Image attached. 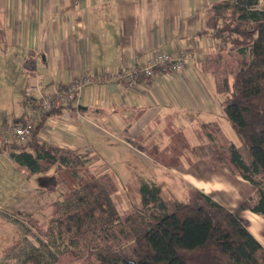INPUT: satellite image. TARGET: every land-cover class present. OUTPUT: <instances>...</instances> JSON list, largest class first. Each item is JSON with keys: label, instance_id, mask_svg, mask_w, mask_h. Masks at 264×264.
<instances>
[{"label": "crops", "instance_id": "crops-1", "mask_svg": "<svg viewBox=\"0 0 264 264\" xmlns=\"http://www.w3.org/2000/svg\"><path fill=\"white\" fill-rule=\"evenodd\" d=\"M221 1L0 0V125L24 120L38 97L32 86L54 92L101 71L144 67L162 52L174 58L185 53L180 72L160 70L148 85L85 84L69 105L47 117L36 137L97 152L94 140L115 136V147L128 149L143 164L158 165L161 157H173L174 147L184 139L195 152L189 169H207L198 149L208 141L209 124L225 117L217 80L206 67L208 56L217 53L215 40L199 32L206 26L208 9ZM0 151L7 152L3 145ZM189 178L192 187L213 196L231 189L245 199L253 191L224 165L209 169L207 176ZM34 188L22 193L36 207L41 200ZM247 216L260 241L252 231L254 219Z\"/></svg>", "mask_w": 264, "mask_h": 264}, {"label": "trees", "instance_id": "trees-1", "mask_svg": "<svg viewBox=\"0 0 264 264\" xmlns=\"http://www.w3.org/2000/svg\"><path fill=\"white\" fill-rule=\"evenodd\" d=\"M199 34L215 40L217 53L208 56L206 67L217 80L224 117L250 159L210 130L199 155L251 183L255 190L246 201L264 218V6L261 0H222L208 9ZM61 109L43 113L26 143L2 144L29 174L55 168L48 181L63 188V199L49 204L48 225L37 226L40 243L55 257L47 264L63 256L83 264H264V244L250 231V221L197 187L190 186L186 200L166 202L163 186L143 179L140 204L124 213L105 167L101 173L92 169L91 149L36 137L47 117ZM41 252L32 247L20 264H40Z\"/></svg>", "mask_w": 264, "mask_h": 264}, {"label": "rangeland", "instance_id": "rangeland-1", "mask_svg": "<svg viewBox=\"0 0 264 264\" xmlns=\"http://www.w3.org/2000/svg\"><path fill=\"white\" fill-rule=\"evenodd\" d=\"M262 6H264V0ZM215 120L216 124L210 125L209 130L214 132L221 141L228 139L235 143L244 158L249 160L250 155L236 136L231 123L221 117H217ZM192 136L197 138L196 133H193ZM110 138L111 140L109 137L100 141L94 140L95 148L98 150L97 152L91 151V157L95 160L97 156L98 158L92 169L101 173L102 167H105L104 173L116 189L115 197L124 213L140 204V185L143 179L159 182L163 186L162 197L166 202L186 200L190 194L189 176L191 174L207 176L209 169L214 170L220 167H213L206 159L202 158L207 169H203L200 165L189 169L195 158L193 156L195 152L191 146L192 142H186L184 139L174 147L173 157L171 155L161 157L163 162L158 165L154 162L141 163L128 149L124 151L122 147H115L119 143L115 136H110ZM159 168L162 171H159ZM48 172L52 173L51 170ZM53 172L56 171L53 170ZM186 172L189 175L184 177L182 173ZM64 175L66 176L67 173ZM237 175L242 178L239 174ZM36 180H38L37 184ZM69 180L72 181V178ZM240 182L238 180V183ZM64 185L67 186L65 183ZM30 186L35 187L36 198L41 200L36 207L28 204L27 199L31 197L23 198L22 191L26 193ZM230 190H224L219 195H215L216 199L244 219L249 220L247 214H250V217L254 219L251 220L253 222L252 231L254 229L257 231L255 232L264 244V222H261L264 218L251 215L252 212L246 201L248 196L245 199H239L235 192ZM236 191L238 190L236 189ZM63 197L64 192L61 186L49 183L48 178H43L42 174H29L28 170L14 161L8 152L0 151V264H20L32 247H37L42 251L40 264L54 261L55 257L50 253L49 247L39 241L41 234L37 230V226L44 229L48 225L44 218L48 214L49 204L54 203L55 200H61ZM158 209H161L160 204ZM56 264H83V262L82 259L75 256H63L62 261Z\"/></svg>", "mask_w": 264, "mask_h": 264}, {"label": "built area", "instance_id": "built-area-1", "mask_svg": "<svg viewBox=\"0 0 264 264\" xmlns=\"http://www.w3.org/2000/svg\"><path fill=\"white\" fill-rule=\"evenodd\" d=\"M185 61V53L181 54L178 58H174L162 52L155 55L144 67L135 66L126 71H101L94 77L88 75L84 80L76 79L54 92H48L40 86H32L30 90L38 94L37 99L30 105L23 122H6L0 125V145L5 143H26L40 122L42 114L69 105L78 96L85 84L96 80L98 82L114 81L125 88L135 85H148L160 70L165 72H180L184 68Z\"/></svg>", "mask_w": 264, "mask_h": 264}]
</instances>
